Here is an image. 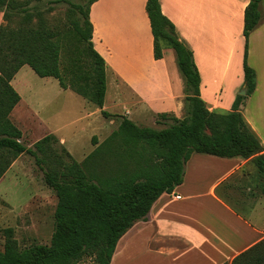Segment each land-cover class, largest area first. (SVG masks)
I'll return each mask as SVG.
<instances>
[{
  "label": "trees",
  "instance_id": "1",
  "mask_svg": "<svg viewBox=\"0 0 264 264\" xmlns=\"http://www.w3.org/2000/svg\"><path fill=\"white\" fill-rule=\"evenodd\" d=\"M31 1L0 0V178L22 153L33 157L42 180L56 196L53 231L49 243L20 247L12 228L3 229L0 264H77L90 258L94 264H110L118 239L136 221L145 220L153 202L182 182L184 165L194 152L220 157L250 158L261 179L264 194V146L240 111L243 100L255 88V71L246 62L247 38L262 19L261 0H249L244 9V95L236 94L230 110H210L200 97V76L191 49L178 37L172 22L162 13L159 0H146L145 12L153 36V57L172 48L185 77L187 115L156 114V128L139 125L123 116L101 142L75 160L53 133L26 146L10 113L20 96L11 80L20 67L29 66L39 77H53L88 103L102 110L106 91V67L92 43L89 8L71 0V17L51 24ZM14 18V19H13ZM74 38L82 45L75 54L68 48ZM65 60V61H64ZM230 264H264V237L236 255Z\"/></svg>",
  "mask_w": 264,
  "mask_h": 264
},
{
  "label": "crops",
  "instance_id": "2",
  "mask_svg": "<svg viewBox=\"0 0 264 264\" xmlns=\"http://www.w3.org/2000/svg\"><path fill=\"white\" fill-rule=\"evenodd\" d=\"M145 2L96 0L89 8L93 47L106 67L102 110L110 114L103 116L102 122L101 109L90 104L83 116L92 126L90 141L96 138L101 142L123 116L139 125L152 126L160 112L178 118L187 115L185 77L175 51L165 48L161 58L153 57ZM159 2L178 37L192 51L200 76V97L210 110H230L236 94L244 88L243 16L249 0ZM260 9L262 19L248 35L246 52V62L255 71V88L243 100L240 111L264 146V0ZM168 51L173 56L167 58ZM110 85L112 98L106 105ZM121 85L129 87L127 94ZM118 105L120 111H107ZM26 107L20 96L10 113L18 128L13 115L18 109L22 113L29 109ZM101 130L104 135L97 136ZM58 139L65 143L62 137ZM93 147L92 143L91 150ZM241 209L249 211L253 220ZM263 237L264 194L251 159L194 152L185 162L182 182L171 192L159 195L147 218L134 222L121 235L110 264H230Z\"/></svg>",
  "mask_w": 264,
  "mask_h": 264
},
{
  "label": "rangeland",
  "instance_id": "3",
  "mask_svg": "<svg viewBox=\"0 0 264 264\" xmlns=\"http://www.w3.org/2000/svg\"><path fill=\"white\" fill-rule=\"evenodd\" d=\"M71 1L84 3L86 0ZM28 6L40 10L54 25H61L71 17L68 11L69 5L64 1L58 3L53 0L31 1ZM3 9L2 5L0 23L5 22ZM81 47L82 45L73 37L69 39L68 48L75 54ZM165 48L173 52L172 48ZM169 56L173 54L168 51L166 57ZM11 84L21 96L22 102L29 107L23 113L18 109L20 111H16L13 115V120L17 119L19 123L22 131L21 140L25 145H32L49 132L55 134L57 138L64 139L65 143L61 144L72 151V157L77 161L91 150L92 126L90 123L87 124V119L83 117L89 112L91 105L83 97L69 88L62 89L53 77H39L27 65L19 68ZM120 89L125 94L129 91V87L125 85H121ZM110 94L111 85L106 93V105L112 98ZM107 111L118 112L120 105L112 109L108 108ZM99 118L104 122L103 115ZM152 126L159 128L163 125L156 123ZM104 133V130H101L96 132V135L101 137ZM55 204L56 196L44 184L42 171L35 165L33 157L26 153L20 154L0 178V249L4 242L3 229L7 227L12 228L13 236L20 247L34 243H49L53 231ZM241 211L245 217L253 220L249 211L244 209ZM77 264H94V262L90 258H84Z\"/></svg>",
  "mask_w": 264,
  "mask_h": 264
},
{
  "label": "water",
  "instance_id": "4",
  "mask_svg": "<svg viewBox=\"0 0 264 264\" xmlns=\"http://www.w3.org/2000/svg\"><path fill=\"white\" fill-rule=\"evenodd\" d=\"M246 93V89L242 88L241 90H239L238 94L240 95H244Z\"/></svg>",
  "mask_w": 264,
  "mask_h": 264
},
{
  "label": "built area",
  "instance_id": "5",
  "mask_svg": "<svg viewBox=\"0 0 264 264\" xmlns=\"http://www.w3.org/2000/svg\"><path fill=\"white\" fill-rule=\"evenodd\" d=\"M175 197L179 198V195H175Z\"/></svg>",
  "mask_w": 264,
  "mask_h": 264
}]
</instances>
